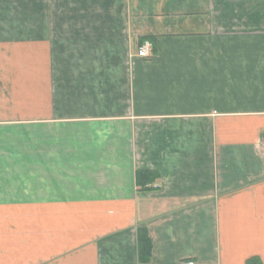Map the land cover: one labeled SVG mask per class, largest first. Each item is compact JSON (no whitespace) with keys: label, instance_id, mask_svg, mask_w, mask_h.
<instances>
[{"label":"crops","instance_id":"crops-1","mask_svg":"<svg viewBox=\"0 0 264 264\" xmlns=\"http://www.w3.org/2000/svg\"><path fill=\"white\" fill-rule=\"evenodd\" d=\"M262 140L264 0H0V264H264Z\"/></svg>","mask_w":264,"mask_h":264},{"label":"trees","instance_id":"trees-1","mask_svg":"<svg viewBox=\"0 0 264 264\" xmlns=\"http://www.w3.org/2000/svg\"><path fill=\"white\" fill-rule=\"evenodd\" d=\"M157 174L139 170L136 171V184L138 187L148 189L157 180ZM152 244L144 227L137 229V257L140 264H147L151 257Z\"/></svg>","mask_w":264,"mask_h":264},{"label":"built area","instance_id":"built-area-1","mask_svg":"<svg viewBox=\"0 0 264 264\" xmlns=\"http://www.w3.org/2000/svg\"><path fill=\"white\" fill-rule=\"evenodd\" d=\"M151 43L149 41H143L141 46L138 48L137 56L139 58H147L150 56ZM260 152L264 154V140L259 145ZM183 264H195L193 261H185Z\"/></svg>","mask_w":264,"mask_h":264}]
</instances>
